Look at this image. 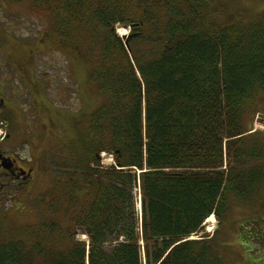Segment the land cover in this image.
I'll use <instances>...</instances> for the list:
<instances>
[{
    "label": "trees",
    "instance_id": "obj_1",
    "mask_svg": "<svg viewBox=\"0 0 264 264\" xmlns=\"http://www.w3.org/2000/svg\"><path fill=\"white\" fill-rule=\"evenodd\" d=\"M27 5L48 37L91 60L88 112L48 158L58 178L38 197L41 216L0 228V264H226L216 234L190 237L210 216L223 230L231 205L255 208L264 189V146L251 133L264 103V13L226 18L214 0Z\"/></svg>",
    "mask_w": 264,
    "mask_h": 264
},
{
    "label": "rangeland",
    "instance_id": "obj_2",
    "mask_svg": "<svg viewBox=\"0 0 264 264\" xmlns=\"http://www.w3.org/2000/svg\"><path fill=\"white\" fill-rule=\"evenodd\" d=\"M5 1L0 0V78H4L8 81L7 84L12 86L6 90L9 95L17 97V91L21 94L17 100L24 111L12 116V137L2 148H16L22 143L21 140L25 139H31L30 142L37 144L41 132L44 134L40 136L41 139L43 136L50 138L47 146L43 145L42 149L34 151L36 154L40 150L44 152L41 160L45 168L36 180L33 179L25 201L20 205L24 196L16 194L14 201L11 200L12 203L6 201L2 205L5 216L2 219L7 218V222H0V228L3 230L15 224L34 223L41 216L37 204L38 197L58 178L48 158H52L51 154L56 158L60 145L69 144V139L76 135V122L84 119L88 112L87 83L91 72V60L83 55L82 51L66 48L56 39L48 37L43 19L33 13L26 3L25 7L22 3V6L11 7L7 6ZM214 1L224 10L226 18L235 14L255 16L264 13V0ZM218 21L223 22L222 19ZM121 29L125 35L119 34ZM115 33L118 36L129 34L128 29L120 25L115 26ZM10 44L18 46L8 50ZM19 59H26L27 66L23 72L29 82L33 80L32 84H36L32 89V103L30 95L22 88L21 79L16 75L19 72L8 67L9 63L13 64ZM260 105V112L254 115L252 120L251 133L256 131L264 146V103ZM1 131L4 132L3 129ZM29 147L30 145L20 146V155L27 156ZM102 160L106 165L112 162L107 155H103ZM135 194L139 209L138 191ZM254 204L255 208L232 204L223 230L219 231L220 225L216 218H213V222H204L202 232L198 236L190 238L199 239L204 235L211 238L216 234V244L226 264H264V189L260 193V200ZM58 221L65 222L62 218ZM76 237L85 242L88 240V236L81 230H78Z\"/></svg>",
    "mask_w": 264,
    "mask_h": 264
},
{
    "label": "flooded vegetation",
    "instance_id": "obj_3",
    "mask_svg": "<svg viewBox=\"0 0 264 264\" xmlns=\"http://www.w3.org/2000/svg\"><path fill=\"white\" fill-rule=\"evenodd\" d=\"M5 2H7V6L9 5L11 7H17L22 5L23 7H25V3L27 5V0H6ZM20 3H22V5ZM28 8L30 7L28 6ZM14 46H18V44H10L8 45L7 49H14ZM25 66H27L26 59H19L13 64L9 63L8 67L13 68L12 71L19 72V74L17 73L16 75L21 79L20 82L22 83V88L24 91L28 92L31 97L30 103H32L34 102V94L32 93V89L33 86L36 84H32L33 80L29 82L26 79L25 72H23L25 71ZM18 67L21 69H19ZM7 82L8 81L4 80V78H0V222H7V218L2 219L3 217L5 218V216L3 215L4 209L2 205H4L6 201L12 203L11 200L14 199V195L16 194L24 196L23 200L20 201V205H22V202L25 201V196L28 194L27 190L33 183V179L36 180L37 176L43 173L45 165L43 163V160L41 159L43 157L44 152L40 150L36 154L34 151L37 149H42L43 145L47 146L48 138H50L47 136L46 138H44L43 136V138L41 139L40 136L44 134L42 132L39 134L40 136L37 141V144L41 148H39L37 144H33L32 141L30 142L31 139L25 138V140H21L22 143L17 145L16 148H2L4 143L12 137V116L24 111L20 108L21 104L17 100V97L21 96V94L17 91V97L9 95L6 90L7 88H12V86L8 85ZM35 102L37 103L36 100ZM1 129H3L5 133L2 132ZM29 145L30 147L27 156H21L18 148L20 146L27 147ZM51 156L55 159L53 154H51Z\"/></svg>",
    "mask_w": 264,
    "mask_h": 264
},
{
    "label": "water",
    "instance_id": "obj_4",
    "mask_svg": "<svg viewBox=\"0 0 264 264\" xmlns=\"http://www.w3.org/2000/svg\"><path fill=\"white\" fill-rule=\"evenodd\" d=\"M127 37H123L122 40L125 41V46H127ZM87 235L90 233V229H86Z\"/></svg>",
    "mask_w": 264,
    "mask_h": 264
},
{
    "label": "bare ground",
    "instance_id": "obj_5",
    "mask_svg": "<svg viewBox=\"0 0 264 264\" xmlns=\"http://www.w3.org/2000/svg\"><path fill=\"white\" fill-rule=\"evenodd\" d=\"M119 34L125 35L124 33H122V29L119 31ZM208 220H212L211 222H213V216H210L206 221Z\"/></svg>",
    "mask_w": 264,
    "mask_h": 264
}]
</instances>
